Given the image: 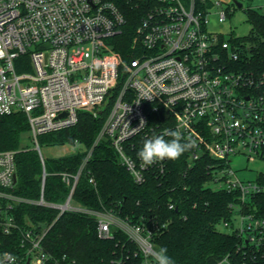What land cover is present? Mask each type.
Returning a JSON list of instances; mask_svg holds the SVG:
<instances>
[{"label":"built area","instance_id":"1","mask_svg":"<svg viewBox=\"0 0 264 264\" xmlns=\"http://www.w3.org/2000/svg\"><path fill=\"white\" fill-rule=\"evenodd\" d=\"M221 2L0 0V115L27 116L33 148L44 164L40 135L74 126L80 111L98 116L108 110L97 142H110L138 184L150 172L161 176L167 170L168 159L140 169L136 153L144 139L165 130L180 131L196 144L189 150L188 166L203 156L216 160L207 185L234 194L230 218L219 224L236 235V249L216 264L225 258L228 264H264V209L257 203L264 193V172L255 180H242L232 166V158L240 155L264 160V73L256 76L240 69V46L208 29V16ZM251 8L264 13L260 7ZM227 11L217 13L220 22L227 19ZM131 14L139 23L127 60L117 45ZM17 60L20 66L29 63L31 71L19 72ZM16 153L0 150V258L8 252L16 256V264H74V259L46 248L52 225L18 222L14 207L25 201L60 213L92 215L101 238L124 233L137 247L140 264H155L153 252L158 248L151 226L160 228L157 222L145 215L124 217L113 208L74 205L84 165L77 174L61 173L70 187L63 203L45 199V168L39 199L8 191L17 182ZM126 160L135 161V168ZM90 181L96 184L93 177ZM169 207L175 208V202ZM16 241L22 252L4 249ZM129 257L120 252L111 264H127Z\"/></svg>","mask_w":264,"mask_h":264},{"label":"trees","instance_id":"2","mask_svg":"<svg viewBox=\"0 0 264 264\" xmlns=\"http://www.w3.org/2000/svg\"><path fill=\"white\" fill-rule=\"evenodd\" d=\"M246 13L252 25L250 33L231 36L230 40L240 46L238 67L260 76L264 73V13L251 7ZM132 15L117 45V50L127 60L126 51L131 47L139 23V17ZM16 67L19 72L31 71L29 63L20 66L18 60ZM107 113L108 110L94 116L80 111L74 126L40 135L41 147L76 142L84 147L58 157L44 155V164L33 146H21L22 134L29 131L27 116L22 112L0 115V150L17 151V182L8 191L25 199H39L45 168V199L63 203L70 187L61 173L77 174L84 165L74 191V205L97 210L113 208L124 217L136 219L145 215L154 220L160 226H151L155 245L158 249L166 247L175 264H216L228 252L234 251L236 235L217 228V224L230 218L234 194L207 185L211 176L210 165L217 161L203 156L189 167L187 151L177 160H167L165 174L157 176L150 172L146 181L138 184L120 163L110 142L106 139L97 142ZM92 177L96 184L90 181ZM171 201L175 202V208L169 207ZM257 203L264 209V193L258 196ZM14 212L21 225L28 221L52 225L45 238L46 248L57 256L66 255L67 260L74 259V264H111V259L120 252L130 254L127 264L141 262V256L135 255L137 247L124 233H117L114 238H101L96 217L92 215L72 210L60 213L58 208L25 201L17 204ZM4 249L22 252L17 241Z\"/></svg>","mask_w":264,"mask_h":264},{"label":"rangeland","instance_id":"3","mask_svg":"<svg viewBox=\"0 0 264 264\" xmlns=\"http://www.w3.org/2000/svg\"><path fill=\"white\" fill-rule=\"evenodd\" d=\"M222 4L217 5L213 12L208 16V29L212 32L222 33L226 38L235 36H246L252 29L251 23L248 21L246 9L249 7H260L264 10V0H237L243 4V7H238L235 0H221ZM228 10L227 19L224 22L219 21L218 12L220 10ZM217 11V12H214ZM33 146L29 132H24L21 136V146ZM83 145L78 144H63L56 146L43 145L42 151L45 157H58L74 153L77 150L83 149ZM232 166L237 172V175L242 180H255L260 172H264V160L256 158L248 160L246 156L240 155L232 158ZM211 187L214 188L212 184ZM234 223H239L238 218H234ZM217 228L223 232H229L231 229L224 224H219Z\"/></svg>","mask_w":264,"mask_h":264},{"label":"clouds","instance_id":"4","mask_svg":"<svg viewBox=\"0 0 264 264\" xmlns=\"http://www.w3.org/2000/svg\"><path fill=\"white\" fill-rule=\"evenodd\" d=\"M165 137H170V139ZM195 147V142L190 138H185L180 131L165 130L163 134L144 139L142 147L136 153V158L140 169H145L165 159L177 160L182 154ZM125 163L128 167L135 168V161L126 160ZM136 176L139 178V173H136ZM153 259L155 264H175L168 255V249L163 246L153 252ZM16 260V256L12 253L5 252L0 258V264H16ZM221 264H228L227 258L222 260Z\"/></svg>","mask_w":264,"mask_h":264},{"label":"water","instance_id":"5","mask_svg":"<svg viewBox=\"0 0 264 264\" xmlns=\"http://www.w3.org/2000/svg\"><path fill=\"white\" fill-rule=\"evenodd\" d=\"M237 6L242 8V7H243V4H242L241 2H238V1H237ZM16 179H17V178H16V176H15V181H16Z\"/></svg>","mask_w":264,"mask_h":264}]
</instances>
